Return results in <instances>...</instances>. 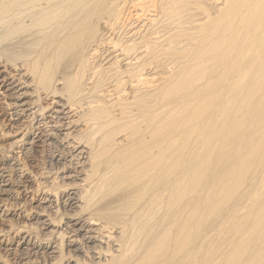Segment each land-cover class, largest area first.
Masks as SVG:
<instances>
[{
	"label": "bare ground",
	"instance_id": "obj_1",
	"mask_svg": "<svg viewBox=\"0 0 264 264\" xmlns=\"http://www.w3.org/2000/svg\"><path fill=\"white\" fill-rule=\"evenodd\" d=\"M0 106L20 262L264 264V0H0Z\"/></svg>",
	"mask_w": 264,
	"mask_h": 264
},
{
	"label": "rangeland",
	"instance_id": "obj_2",
	"mask_svg": "<svg viewBox=\"0 0 264 264\" xmlns=\"http://www.w3.org/2000/svg\"><path fill=\"white\" fill-rule=\"evenodd\" d=\"M0 108H1V106H0ZM0 114H1V111H0ZM0 122L3 124V122H2V120L4 119L3 117H2V115H0ZM2 119V120H1ZM1 125V124H0ZM8 142H9V140H7L6 138H2V137H0V145L2 146L3 145V147L4 148H6V146H9L8 145ZM7 144V145H6ZM8 148V147H7ZM6 148V149H7ZM14 150V151H13ZM21 150L19 149V148H14V149H12L11 150V154H13V156L15 157V158H17L18 157V163H22V162H24V163H20L21 165H23L25 168H27L28 167V169H29V171H31L33 174L32 175H34V174H39L40 172H43L44 171V169H46V168H49L50 169V166L48 165L49 164V156H48V153L47 152H44L43 154H41V155H37V157H36V155H35V157H36V159H37V161L36 162H33L32 160H30V159H26L25 157H24V153H22V152H20ZM47 153V154H46ZM43 155V156H42ZM23 156V157H22ZM40 156V157H39ZM48 157V158H47ZM22 159V160H21ZM42 159V160H41ZM39 160V161H38ZM30 163H32V164H30ZM29 164V165H28ZM27 166V167H26ZM42 168V169H41ZM35 172V173H34ZM39 179V178H38ZM40 180V179H39ZM16 189V190H15ZM14 189V193H16V194H14L15 196L14 197H16V199H13V200H16V201H18L19 203L21 202H23L22 200V197L20 196V193H19V191L17 190L18 188L16 187ZM17 191V192H16ZM19 196L21 197V198H19ZM18 197V198H17ZM13 200H2V201H4L3 203H5V204H9V206L13 203ZM33 204L32 203H23V206H22V208L23 209H28L29 207H31ZM52 209V208H51ZM51 211V210H50ZM55 212H57V208H55V206L53 207V211H52V216L55 218V216H56V218L57 217H60L61 216V212H58V213H60V215L58 214V213H55ZM59 215V216H58ZM17 219H14L13 221L15 222ZM35 220H29V222H28V220H25V219H23V218H20V219H18L17 220V222H19V223H27V224H31V223H33ZM0 227H2L1 226V223H0ZM1 229V228H0ZM36 231V230H35ZM37 231H39V230H37ZM36 231V232H37ZM45 233V232H44ZM42 231H39L38 232V234H39V236H43V234H44ZM41 234V235H40ZM19 235V234H18ZM18 235H16L13 239H11L12 240V242H13V244L11 245V246H9V247H11L10 249V251L8 252L7 250H3V249H0V258H2L3 260H5V262H6V264H30V263H25V262H20V256L19 255H22L23 253L21 252L22 251V249H23V246H21V244H20V242H19V240H20V237L18 236ZM18 237V238H17ZM55 245V244H54ZM20 250V251H19ZM48 250V249H47ZM47 250H41V252L40 253H38V257H37V255L36 256H33V257H31V264L33 263V264H35V261H38V262H36V264H47L48 263V261L49 262H52V260H51V258H52V254H49L48 252L49 251H47ZM45 251H47V254H45L46 252ZM22 253V254H21ZM37 254V253H36ZM24 255V254H23ZM25 256V255H24ZM18 260V261H17ZM58 260V259H57ZM17 262V263H16ZM20 262V263H19ZM47 262V263H46Z\"/></svg>",
	"mask_w": 264,
	"mask_h": 264
}]
</instances>
